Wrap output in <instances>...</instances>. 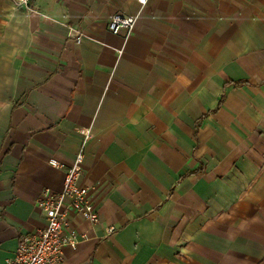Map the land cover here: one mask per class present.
<instances>
[{"label":"crops","instance_id":"obj_1","mask_svg":"<svg viewBox=\"0 0 264 264\" xmlns=\"http://www.w3.org/2000/svg\"><path fill=\"white\" fill-rule=\"evenodd\" d=\"M30 6L0 0V264L81 148L60 264H264V0Z\"/></svg>","mask_w":264,"mask_h":264},{"label":"built area","instance_id":"obj_2","mask_svg":"<svg viewBox=\"0 0 264 264\" xmlns=\"http://www.w3.org/2000/svg\"><path fill=\"white\" fill-rule=\"evenodd\" d=\"M144 6L147 0H136ZM32 0H13L16 7L31 11ZM135 19L120 13L113 15L108 23L112 34L123 33L128 37L133 31ZM84 144L90 137L88 129H80ZM83 149L75 155L72 164L65 167L56 159H49L48 164L54 169H64L63 187L60 193L44 191L35 202L43 212L45 225L34 233L22 235L11 259L5 264H60L63 260V248L74 249L78 244L77 236L68 228L67 217L74 215L84 221L97 223V212L87 199L88 188L79 183L82 171ZM114 227L107 228L112 234Z\"/></svg>","mask_w":264,"mask_h":264}]
</instances>
